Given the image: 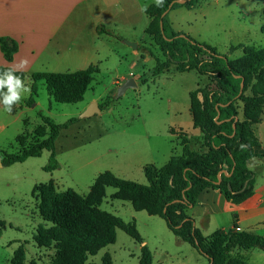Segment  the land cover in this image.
Instances as JSON below:
<instances>
[{"label":"trees","instance_id":"16d2710c","mask_svg":"<svg viewBox=\"0 0 264 264\" xmlns=\"http://www.w3.org/2000/svg\"><path fill=\"white\" fill-rule=\"evenodd\" d=\"M203 1L163 0L160 6L151 4L146 9L151 18L146 33L165 57L164 61L156 60L152 69L155 76L175 69L196 71L208 79L203 87L190 92V112L195 128L202 133L200 146L204 150L195 149L187 133L179 131L182 154H174L162 167L145 165L147 184L120 178L111 171L101 173L87 195L72 190L59 192L53 180L37 184L33 191L41 194L40 215L52 224L41 226L37 238L38 242L48 238L55 244L56 254L50 264H87L90 256L116 242L119 229L140 245L144 243L134 220L125 221L101 209L107 187L117 189L116 199L131 202L135 210L164 218L169 229L207 257L210 264H245L231 255L232 247H264L263 235L238 229L237 215L234 229L218 230L204 236L187 213L207 188L219 189L235 204L246 201L254 194L257 182V172L249 167V162L253 158H264V154L256 152L260 142L255 133V125L262 121L264 112V47L239 44L232 50L242 47L243 56L230 59L216 47L176 31L169 13L179 7L195 9ZM98 32L122 40L104 26H99ZM0 47L5 58L11 61L15 49L7 46L6 38L0 37ZM8 68L11 67L0 66V72ZM99 72L94 65L74 72H35L31 75V93L25 104L31 107L36 103L39 81H44L48 93L59 103L82 102ZM17 75L26 77L23 71ZM249 88L252 93L246 95ZM113 98L108 96L106 101H101L100 109L109 107ZM239 102L243 103L244 117L236 121L240 114ZM38 115L43 124L35 130L36 140L20 135L18 152L1 151L3 166L23 163L49 151V163L44 169L54 171L59 168L56 141L61 131L77 119L59 124L47 114L39 112ZM13 264L35 263H27L24 250L18 249ZM102 264H113L110 253L103 256ZM140 264H153V254L145 244L141 246Z\"/></svg>","mask_w":264,"mask_h":264},{"label":"rangeland","instance_id":"374dc122","mask_svg":"<svg viewBox=\"0 0 264 264\" xmlns=\"http://www.w3.org/2000/svg\"><path fill=\"white\" fill-rule=\"evenodd\" d=\"M169 17L176 31L216 47L219 53L230 59L243 56L242 47L232 50L239 44L264 47V0H204L192 10L176 8ZM145 28L140 25L138 31L151 49L147 61L143 63L140 56L133 55L136 51L123 42L127 39H107L110 42L101 45L104 59L99 64L100 72L95 75L82 102L59 103L48 93L44 81L38 82V106L23 114L27 126L24 120L21 123L23 130L27 128L24 134L29 140H36L35 130L43 124L39 112L59 124L74 118L77 121L62 130L56 141L58 169H44L49 163V151L23 163L0 166V264H13L18 249L24 250L27 263L50 264L55 257V244H51L48 238H42V243L37 238L41 226L52 225L40 215L41 194L33 191L37 184L53 180L59 192L72 190L87 195L96 178L105 171L147 184L144 165L165 164L168 160L165 152L167 145L170 146L166 138L179 131L192 134L194 148L204 150L196 139L202 133L195 128L190 113V92L203 87L208 79L196 71L179 72L175 69L155 76L152 69L156 60L164 61L165 57L161 48L146 35ZM130 73L140 75L135 78L138 87L117 97L118 86L113 82L122 76L134 78L128 77ZM251 93L249 88L245 94ZM108 96L114 97L109 107L100 109L91 117H81L92 103L99 105ZM238 105L244 116L243 103ZM16 128V124L10 127V135ZM256 133L264 148V116ZM147 135L151 137L148 144L143 142V147L133 146L136 138ZM177 144L180 145V139ZM7 149L9 153L18 152L16 139L8 143ZM116 192L114 187L106 188L101 209L125 221H135L139 233L148 242L145 244L153 254V264H210L207 257L180 240L164 218L135 210L131 202L116 199ZM257 234L263 235L262 232ZM117 235L114 244L90 256L87 264H102L106 253L111 254L113 264H140L141 245L123 230L119 229ZM231 255L245 264H264L262 246L250 249L232 247Z\"/></svg>","mask_w":264,"mask_h":264},{"label":"crops","instance_id":"0c3cea01","mask_svg":"<svg viewBox=\"0 0 264 264\" xmlns=\"http://www.w3.org/2000/svg\"><path fill=\"white\" fill-rule=\"evenodd\" d=\"M154 3L156 0H0V37L7 39L10 49H15L12 60L8 61L0 47V66L13 68L20 60L27 59L29 63L23 72L30 78V87L31 75L35 72H74L90 65L97 66L100 70L99 64L104 59L100 51L101 45L110 42L107 39L115 37L99 33V26H104L119 37L136 43L137 49L127 44L126 46L136 51L133 55L140 56L144 63L151 49L138 28L145 25L146 33L151 22L146 9ZM146 35L149 36L147 33ZM149 38L154 44L153 38ZM139 76L130 73L128 77ZM126 79L128 78L122 76L116 79L113 85L119 87ZM29 96L30 94L25 99ZM25 99L23 105L15 106L16 110L11 114L5 112L0 105V159L2 150L9 152L8 143L14 139L18 143L19 136L26 132L27 128L23 130L21 127L23 120L27 126V119H23V114L38 106L36 102L32 107H28L25 105ZM243 117L239 114V119ZM14 124L17 125L16 131L10 135V127ZM258 125L259 123L255 125V133ZM171 135L166 138L170 145H167V152L164 151L168 157L166 163L174 154H182V146L177 144L178 134ZM187 135L192 145L193 135ZM256 136L259 139L257 133ZM197 138L201 142L202 135ZM150 140L148 135L136 138L133 146L143 147L144 143L148 144ZM259 142L260 147L256 148V152L264 154L260 139ZM147 164L157 166L154 163ZM249 167L257 172V182L254 194L246 201L235 204L219 189L207 188L200 193L198 203L188 209L187 213L194 219L195 226L204 236L218 230L234 229L235 215L238 217L239 230L262 232L264 235V158L251 160ZM145 243L148 244L144 240L142 245Z\"/></svg>","mask_w":264,"mask_h":264},{"label":"clouds","instance_id":"9594fccd","mask_svg":"<svg viewBox=\"0 0 264 264\" xmlns=\"http://www.w3.org/2000/svg\"><path fill=\"white\" fill-rule=\"evenodd\" d=\"M162 3L163 0H156L157 6L162 5ZM28 63L27 59H22L15 67L0 72V105L9 114L12 113L15 106L19 105L31 93L30 83H25L30 78L17 75V72H22L27 68Z\"/></svg>","mask_w":264,"mask_h":264},{"label":"water","instance_id":"95a60500","mask_svg":"<svg viewBox=\"0 0 264 264\" xmlns=\"http://www.w3.org/2000/svg\"><path fill=\"white\" fill-rule=\"evenodd\" d=\"M124 42L127 45L131 46L132 48L137 49V44L136 43L130 42V41H127V40H125ZM137 87H138V84H137L135 78H129V79L125 80L123 83H121L120 86L118 87L117 97L122 96L128 89L137 88ZM242 88H243V83H242ZM99 111H100L99 105L96 102H94V103H92V105H91V107L89 109L85 110L82 113L81 117L82 118L91 117V116H93L95 113H97ZM238 119L239 118L237 117L236 121ZM0 166H3V162H2L1 159H0ZM223 173H226V171H223Z\"/></svg>","mask_w":264,"mask_h":264}]
</instances>
